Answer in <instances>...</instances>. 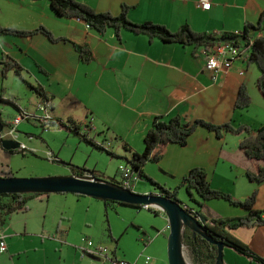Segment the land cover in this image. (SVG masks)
<instances>
[{
	"label": "crops",
	"instance_id": "1",
	"mask_svg": "<svg viewBox=\"0 0 264 264\" xmlns=\"http://www.w3.org/2000/svg\"><path fill=\"white\" fill-rule=\"evenodd\" d=\"M78 1L99 12L114 14H120L126 4L130 6L128 15L133 22L152 21L166 25L173 31L189 24L195 31L219 35L240 33L247 22H258L264 11V0H211L209 9L204 8L200 0ZM0 25L21 30L45 26L56 37L64 38L53 41L43 33L30 36L0 35V61L7 56L14 57L25 68V76L31 83L45 87L48 94L53 96L52 112L55 117L65 121L73 118L79 122H90L105 141H117L118 147L127 144L134 151L143 152L145 136L157 115H163L166 119L179 116L184 122L201 119L216 125L230 123L234 127H248L252 133L264 125V95L257 84L261 71L256 63L249 60H238L233 68L214 78L205 68L203 47L166 43L159 38L150 40L148 35L135 34L126 29L121 31V39L114 29L102 34L76 17L58 16L49 0H0ZM86 47L93 53L88 62L82 59L80 51ZM3 72L4 64L0 63V131H6L22 111L38 112L41 102L40 95L14 71H9L6 78ZM16 77L22 84L15 82ZM243 86L252 97L251 104L244 108L236 106ZM33 120L24 121L43 126L39 120ZM22 123L18 125L15 141L25 144L27 148H20V151L26 155L28 152L22 150L35 149L38 152V149L45 147L41 140L30 141L23 137V132L19 130ZM248 134L247 131H222L220 136L216 131L201 126L189 137L187 145L169 144L161 161L148 163L144 170L159 183L175 188L190 170L201 167L206 170L213 188L237 199H246L257 190L255 208L264 210V181H252L248 177V173L258 174L264 161L250 158L240 147ZM18 151L0 148V176H3L1 166L13 170L7 158H14ZM117 154L123 152L119 150ZM125 156L130 157L131 154ZM90 174V171H85L83 177L90 178ZM71 175L73 173L57 176ZM108 175L102 173L97 176L111 181L112 177ZM166 177L177 184L162 182L161 178ZM113 178L115 183L121 182L120 178ZM144 188L143 193L157 191L154 186L145 185ZM67 195L43 194L28 202L27 211L2 215L0 230L5 235L8 249L0 253L10 251L20 257L25 252L37 251L38 244L45 246L46 238L57 246L70 245L71 219H67L64 207ZM195 197L203 204L196 203L197 206H194L182 200L194 207L208 222L248 214L246 209L224 199L203 201L199 196ZM44 198H47L45 203ZM38 199L42 208L46 209L45 218L50 214V224L44 223L41 228H34L30 220L33 209L30 210L29 204ZM21 214L22 221L13 223ZM166 230L169 229L165 226ZM158 232L153 237L140 239L143 246L138 254L127 255L121 239L112 231L109 232L111 245L108 246L106 242L101 244L108 246L117 259L146 264V252L160 235ZM232 233L264 258V226L239 228L232 230ZM85 237L88 236H82L81 245ZM81 245L73 246L78 261L73 264L103 263L99 258L83 256L79 249ZM61 247L60 253L70 251ZM216 261L210 259L212 264H216ZM38 262L36 257L26 264ZM65 264H69L68 259ZM151 264L167 263L153 258ZM223 264H264V261L225 247Z\"/></svg>",
	"mask_w": 264,
	"mask_h": 264
},
{
	"label": "trees",
	"instance_id": "2",
	"mask_svg": "<svg viewBox=\"0 0 264 264\" xmlns=\"http://www.w3.org/2000/svg\"><path fill=\"white\" fill-rule=\"evenodd\" d=\"M54 12L61 17L73 18L76 17L85 21L91 28L96 29L100 33L104 34L109 29H114L119 39H121V31L123 29L129 30L135 34H145L150 37V40L159 38L166 43H181L183 45H196L209 50L214 45L221 42H231L233 44L245 43L246 50L250 52L249 61L256 63L261 71V75L258 78V87L264 95V11L261 13L258 22H247L244 29L240 33H205L195 31L189 24L182 25L176 31L171 30L168 26L163 24L147 21L143 23L133 22L128 15L130 6L124 5L120 14H114L112 12H99L92 6L80 2L78 0H49ZM36 33H43L47 35L51 40L58 41L60 37H56L45 26L38 27L34 30H21L13 27H5L0 25V35H23L30 36ZM81 57L84 61L88 62L92 59L93 53L90 48H81ZM4 64L3 76L6 78L9 71H14L15 74L24 81L29 87L33 88L41 97L43 102H51V110L54 109L53 96H50L42 85H34L25 76V68L23 65L12 56H7L6 59L0 61ZM12 103L13 100H11ZM252 102V97L247 88L243 86L240 90L237 98V107H248ZM33 120V119H28ZM35 120V119H34ZM88 124L89 129L85 130ZM92 123L79 122L70 118L64 120L62 118L55 117L51 122V125H57L61 128L69 131L76 132L82 135L81 139L94 145L96 148L105 150L108 153L115 155V153L107 149L103 144L98 143L92 138H89V134L92 131ZM205 127L210 130H214L218 135H222V131H230L233 133H240L247 131L249 134L241 141L240 147L245 153L253 159L264 161V125L257 130L256 133H252L251 129L245 126L234 127L230 123L222 125H216L205 120L196 119L193 122H184L179 116L166 119L163 115L155 116L152 127L145 136V149L143 152L134 151L127 144L124 145V149L131 154L130 157L124 156L128 163L132 166L133 172L137 173L140 177L146 178L155 189L166 196L175 200L184 202L179 197V190L185 187L190 194L193 201L198 205L203 203L196 199L195 195L199 196L203 201H209L212 199H224L231 204L242 207L248 211L247 215L226 218V219H213L211 222H207V218H203L197 211V214L201 216L204 224L203 229L206 236L214 239L215 241L223 242L225 247L232 248L238 253L247 255L249 257L264 261V258L257 255L252 249L242 240L237 238L232 230L239 228H255L264 226V210H258L255 208L257 202L258 191L255 190L246 199L240 200L233 195L215 189L212 187L208 180L207 172L201 167L193 168L189 173L184 176L182 183L175 188H169L154 178L149 176L144 167L151 162H159L164 156L166 147L169 144H178L185 146L188 143L189 137L199 128ZM93 132V131H92ZM24 152V151H23ZM34 153V152H33ZM73 175L83 176L88 169L83 166H75ZM94 173V172H93ZM95 175V173H94ZM98 177L97 175H95ZM248 177L252 181L263 182L264 181V166L260 168L258 174L248 173ZM115 181L114 178L111 179ZM117 182V181H116ZM43 194V192L27 193H8L0 194V217L4 214L9 215L14 212L27 211L28 202L37 198ZM83 196V195H77ZM106 207L111 206V203L124 204L114 200H105ZM129 205V204H126ZM139 209L142 206L130 205ZM157 214L158 212L155 211ZM110 229V228H109ZM191 229H186L185 238L190 242L196 257L201 262L210 261V259L216 260L218 257L219 247L210 241L206 240L202 235L197 234ZM208 250V253L206 252Z\"/></svg>",
	"mask_w": 264,
	"mask_h": 264
},
{
	"label": "rangeland",
	"instance_id": "3",
	"mask_svg": "<svg viewBox=\"0 0 264 264\" xmlns=\"http://www.w3.org/2000/svg\"><path fill=\"white\" fill-rule=\"evenodd\" d=\"M17 78V77H16ZM15 78L17 84H22L21 81ZM23 85H21L22 87ZM33 97V95H31ZM25 97V96H24ZM34 98V97H33ZM34 121V120H33ZM22 131L23 137L29 138L30 141L37 139L41 140L45 147L38 149L35 153L29 150H22L28 152L24 155L18 149V153L14 158H7L12 171L9 167L1 166L2 175L0 177H49L57 175L72 174L75 166H85L88 171L94 172L97 175L110 174L109 177H118L121 165H130L128 160L124 157L129 153L124 147H118L117 141L104 140L98 131H93L89 134V138L94 139L100 144L111 146L109 150L113 151L115 155L108 153L105 150L96 148L86 140L81 139L82 135L76 132H69L60 126L50 125L46 129L39 125H33L27 121H23L19 127ZM32 133V135H30ZM48 144V146H47ZM3 149V147L0 146ZM121 150L123 154H117ZM52 151L60 158V162L51 161L48 158L47 152ZM162 182H168L169 185H176L177 182L170 180L169 177L161 178ZM153 186L146 178L140 177L135 183L133 189L136 192L143 193L144 186ZM163 185L166 186L165 183ZM161 193V192H159ZM68 199L65 201L64 207L67 219H71V240L70 245L61 247L48 238L45 239V246L38 244L37 251H29L18 256L8 251L5 254L0 253V264H26L33 258L38 257L39 264H65L67 259L69 264L78 263L77 256L74 253L73 246L81 245V238L83 235L88 236L98 243L106 242L109 245L112 243L110 233L121 239V245L126 251V254L133 255L140 252L143 242L140 239L153 237L158 230L165 231V226L169 229L160 233L156 241L150 244L146 255L152 259L156 258L159 262L163 260L167 264H171L169 258V236L171 228L168 219L161 214L155 213L154 210L124 207L116 203H111V206L106 207L105 200L98 199L91 196H81L72 193H67ZM179 197L190 202V204L197 206L196 202L192 200L190 194L185 187L179 190ZM47 198H44V203ZM224 202V201H220ZM30 220L34 228H41L44 223L50 224V214L46 217V209L40 205V199L30 202ZM22 213V212H21ZM17 214V212H14ZM13 214V215H14ZM22 214L17 216L13 223L22 221ZM110 228V229H109ZM139 231L141 232L139 234ZM183 252L186 264H212L210 261L201 262L196 257L190 242L183 237ZM68 248L67 253H60L59 248ZM33 249V248H32ZM58 251V252H56ZM112 251V250H111ZM113 253V252H112ZM60 256H63L62 258Z\"/></svg>",
	"mask_w": 264,
	"mask_h": 264
},
{
	"label": "water",
	"instance_id": "4",
	"mask_svg": "<svg viewBox=\"0 0 264 264\" xmlns=\"http://www.w3.org/2000/svg\"><path fill=\"white\" fill-rule=\"evenodd\" d=\"M2 147L6 150H18L21 143L15 140H4ZM60 162V160L58 161ZM72 193L91 196L102 200H114L124 204L141 206L149 204L166 212L170 223L169 258L171 264H186L184 260L183 237L186 229L202 235L206 240L219 247L216 264H223V242L215 241L204 233L203 225L193 217L181 202L157 191L149 193L136 192L131 188L121 187L112 181L96 177L93 172L90 178L82 176H49V177H0V194L8 193Z\"/></svg>",
	"mask_w": 264,
	"mask_h": 264
},
{
	"label": "built area",
	"instance_id": "5",
	"mask_svg": "<svg viewBox=\"0 0 264 264\" xmlns=\"http://www.w3.org/2000/svg\"><path fill=\"white\" fill-rule=\"evenodd\" d=\"M200 4L206 8L209 9L211 7V0H200ZM89 27V25H88ZM204 54L206 57V64L205 68L209 70L214 78L221 72L229 71L231 68H233L234 64L240 60L245 59L249 60L250 52L246 50L245 43L241 42L240 44H233L229 42H221L213 47H211L209 50L203 48ZM55 118L52 110H51V102H39L38 104V112L36 113H29L28 111H22L16 118H14L11 121L10 126L6 131H0V146L2 147V142L4 140H17L18 135V125L27 119H35L39 120L43 127L46 129V127L51 125V122ZM92 131H95V127L93 124ZM89 126L86 125L85 130H88ZM91 131V132H92ZM104 145V144H103ZM105 146V145H104ZM111 146H105L107 149H109ZM26 149L27 146L25 144H21V149ZM31 152H36L37 150L31 149ZM48 158L51 161L58 162L59 159L52 151L47 152ZM118 173L120 174L121 182L117 185L121 187L131 188L133 189L135 183L139 180L140 176L137 173L133 172L131 165H121L119 168ZM142 208L150 209L157 211L158 213L163 214L166 219H168V215L164 210H162L159 207H153L149 204L141 205ZM184 208L189 210L190 214L195 217L201 224H204L202 218L200 215L197 214V211L194 207L184 204ZM169 221V220H168ZM205 223H208L205 222ZM170 225V223H169ZM162 231H159L158 234H160ZM83 244L79 246L80 251L82 252L83 256H91L93 258H99L103 260L102 264H136L134 262L126 261V260H120L115 258L111 253L108 246L97 244L93 239H89L88 237L83 238ZM8 246L7 242L5 240V235L0 230V251L5 252L7 251ZM152 258L150 256H145V263L151 264Z\"/></svg>",
	"mask_w": 264,
	"mask_h": 264
},
{
	"label": "clouds",
	"instance_id": "6",
	"mask_svg": "<svg viewBox=\"0 0 264 264\" xmlns=\"http://www.w3.org/2000/svg\"><path fill=\"white\" fill-rule=\"evenodd\" d=\"M83 177V176H82ZM113 183H115V182H113ZM117 184V183H116ZM134 190V189H133Z\"/></svg>",
	"mask_w": 264,
	"mask_h": 264
}]
</instances>
